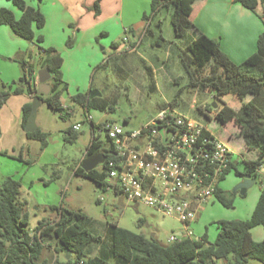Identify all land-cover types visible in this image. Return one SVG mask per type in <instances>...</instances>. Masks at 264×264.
<instances>
[{"label": "rangeland", "instance_id": "obj_1", "mask_svg": "<svg viewBox=\"0 0 264 264\" xmlns=\"http://www.w3.org/2000/svg\"><path fill=\"white\" fill-rule=\"evenodd\" d=\"M142 2H146V8ZM144 13L149 16L146 22L150 32L143 38L141 47L137 51L115 54L109 45L105 52H101L104 53V59L91 70V74L89 73L95 90L105 97H116L112 110L101 111L91 108L87 111L78 104H75L74 108L71 107L70 112L67 109L53 110L45 101L50 94L39 92L37 86L34 95L42 97L43 100L41 99L37 110L36 124L48 134L46 147H42L40 140L27 135L25 127L19 123L22 114L15 103L2 111L0 186L7 177L20 181L21 199L26 201L30 212L31 230L40 220L56 218V211L51 210L52 206H63L82 212L85 218L78 223L100 236L106 234L109 223H116L120 227L142 233L150 239H156L162 244H168L170 236L182 229V223L177 217L165 216L144 204L136 205L114 191L107 192L105 198L100 200L103 190L97 187L93 180L75 173L84 160L92 139L86 115H90L94 123L112 120L127 130H134L156 118L162 109L175 101L174 107L179 113L209 123L217 135L228 137L232 134L234 141L229 145L237 154L238 170H244L242 157L249 160L256 156L254 152L247 151L243 140L236 136V129L230 123L222 125L215 117L216 109L212 104L217 102L222 105L221 100L216 99L211 91H203L189 85L190 76L183 66L180 55L191 39L189 34L184 38L175 36L172 23L173 7H164L157 15L151 17V0H141L139 11L128 10L126 7L124 12L126 23L131 21L133 28L136 27L137 23L143 22ZM117 41L123 43L119 38ZM158 42H161L160 45ZM39 46L42 44L34 46L33 57L36 61L43 57L38 50ZM99 48L101 49V46ZM153 53L161 59L156 58L152 62L150 55ZM150 65L156 67L164 65L165 68L159 73V88L153 91L150 86L156 78L148 69L151 68ZM38 71L40 69L36 68V79ZM223 99L228 102L231 96H225ZM71 103L69 100L67 106ZM207 105L212 107L211 120L199 110L200 107ZM78 122L81 123V128L76 131V138L66 140V131L72 129ZM20 155L22 159H19ZM263 181L264 172L255 177L254 185L242 195L239 190L234 191L238 183L237 176L235 170L230 171L221 181L220 187L234 198L233 206L225 207L216 198L203 203L197 221L190 227L193 237L196 239L207 234L208 240L214 242L219 232L217 227L219 221L248 219L259 200ZM140 219H145V223L140 224ZM44 242L47 256L44 258L52 260L57 256L56 238H46ZM98 248V243L91 244L88 256L96 254ZM59 257L64 259L65 255L59 253ZM225 262L219 260L218 264ZM247 264L264 263L250 259Z\"/></svg>", "mask_w": 264, "mask_h": 264}, {"label": "trees", "instance_id": "obj_2", "mask_svg": "<svg viewBox=\"0 0 264 264\" xmlns=\"http://www.w3.org/2000/svg\"><path fill=\"white\" fill-rule=\"evenodd\" d=\"M191 1L152 0L151 17L164 7H173L175 36L184 38L193 25L188 7ZM236 1L255 12L260 4H264V0ZM12 2L22 11L21 16L17 17L12 9L0 7V25H9L17 35L32 41L35 38L34 28L41 29L45 25L44 14L25 0ZM261 16L264 18L263 14ZM148 18L145 16L146 20ZM38 39L40 42L41 38ZM39 47L44 53L42 66L51 73V92L45 101L53 110L62 111L65 108L61 95L67 88V83L62 79L63 57L53 47ZM180 58L190 76L189 85L211 91L216 99L221 100L222 105L218 104L215 108L216 118L222 125L230 123L245 147L258 152L256 159H242L244 172L237 169V162L231 164L227 174L235 170L237 176L251 174L256 177L258 169L264 164V32L259 37L258 50L241 64H236L222 52L217 39L204 34L189 42ZM21 66L23 75L19 81L4 84L0 89V111L11 94L27 92L33 95L37 91L36 84H32L28 76L31 66L25 61H21ZM148 69L152 73V68ZM91 94L79 93L73 100L87 111L91 108L112 110L117 100L116 97ZM225 96H231V100L224 101ZM175 103L173 101L170 105L174 106ZM31 108V102L23 106V126L26 125ZM209 108L212 109L211 105ZM199 110L204 113L202 107ZM27 135L40 140L42 147L48 144V134L40 128ZM76 136L77 133L69 129L66 140H74ZM101 145L102 142L92 136L86 154L99 152ZM19 159H22V155ZM75 173L93 180L101 189L105 186L104 171L95 168L87 172L80 165ZM216 198L225 207L230 208L234 204V198L220 187L216 191ZM51 210L56 211V218L40 220L31 230L30 212L26 201L21 199L20 181L13 177L4 180L0 186V264H218L219 260H225V264H247L250 259L264 262V239L255 241L251 234L253 227H264V181L251 217L219 221V232L214 242H210L207 234H204L196 239L182 237L178 241L162 244L116 223H109L106 234L100 236L81 227L78 221L85 218L82 212L63 206H52ZM144 223L145 219H140V224ZM46 238H56L57 241V256L52 261L43 258ZM93 243L99 244L98 251L88 256ZM59 253H63L65 258L61 259Z\"/></svg>", "mask_w": 264, "mask_h": 264}, {"label": "crops", "instance_id": "obj_3", "mask_svg": "<svg viewBox=\"0 0 264 264\" xmlns=\"http://www.w3.org/2000/svg\"><path fill=\"white\" fill-rule=\"evenodd\" d=\"M25 1L28 5L38 8L44 14L45 25L41 29L34 28L35 38L32 41L17 35L9 25H0V89H2L4 84L8 85V83L16 82L21 78L23 75L21 61H25L28 66H31L33 71L28 76L32 84H36L37 87L36 68L40 69V71L45 68L42 66V58L37 61L34 60V46L42 44L44 49L53 47L63 57L62 79L67 83V88L61 95V101L63 106L68 107L67 110L69 112L71 107L74 108L75 104H78L73 100L75 95L95 91L93 83L89 79V73L104 59V53L101 54L102 51L105 52L110 45L114 49L115 54H119L126 52V46L135 42L138 44L139 49L143 43V38H145L147 32H150V27H148L145 19L146 13L143 14V22L137 23L134 28L131 21L126 23L125 20L124 12L126 7L128 10L139 11L141 0ZM142 5L146 8V2H142ZM0 7L12 9L17 17L22 14V11L12 0H0ZM188 7L189 16L193 23L188 30L189 32H187L191 41L200 34L217 39L222 52L236 64L243 63L258 50V40L264 32V18L261 16L262 14L264 15V4L258 6L257 12L245 7L236 0H192ZM147 28L149 31H147ZM126 32H128L129 36L128 43L124 41ZM39 37L41 38L40 42ZM118 38L123 43H119L117 41ZM100 46L101 49L99 48ZM38 50L40 54L44 55L40 47ZM156 58L161 59L156 53L150 55L152 62ZM151 68L156 81L151 84L150 89L156 90L159 88L160 70L165 68L164 65L160 67L153 65ZM34 97V94L30 95L27 92L11 94L1 109L0 115L6 107L15 103L21 111L22 116L19 123L23 126V106L29 102L32 103ZM69 100L72 103L67 106ZM214 115L216 117V111ZM86 121L88 120L86 119ZM108 121L112 120L94 123L91 117V121L88 122L92 131L93 124H103ZM74 126L72 130H74ZM68 131L69 129L66 134ZM219 137L228 144L234 141L232 134H229L228 137L222 135ZM247 151L255 153L256 156L252 159L258 157L257 151L248 149ZM88 156L85 154L84 159ZM263 170L264 164L258 169V174L264 172ZM240 180L241 178L237 176V182ZM217 201L219 200L217 199ZM190 227L191 225L188 226V230H191ZM260 227L263 226L257 225L251 229V234L255 241L264 239V227ZM186 230L187 227L182 224V229L177 234L184 233ZM45 251L46 249L43 252V258L47 257Z\"/></svg>", "mask_w": 264, "mask_h": 264}, {"label": "built area", "instance_id": "obj_4", "mask_svg": "<svg viewBox=\"0 0 264 264\" xmlns=\"http://www.w3.org/2000/svg\"><path fill=\"white\" fill-rule=\"evenodd\" d=\"M128 40L126 32L124 41ZM125 50L137 51L138 44L131 43ZM202 110L211 120L209 105ZM86 119L91 121L90 116ZM80 128L81 123L74 126ZM92 136L102 142L98 153L105 156L96 167L106 173L100 200L114 191L136 205L177 217L187 230L173 233L169 242L193 238L188 226L197 219L198 209L216 198L223 176L238 162L236 152L209 123L183 115L170 104L138 129L108 121L93 124Z\"/></svg>", "mask_w": 264, "mask_h": 264}, {"label": "water", "instance_id": "obj_5", "mask_svg": "<svg viewBox=\"0 0 264 264\" xmlns=\"http://www.w3.org/2000/svg\"><path fill=\"white\" fill-rule=\"evenodd\" d=\"M38 91L44 94H50L51 92V86L48 83V81L51 79V73L48 68H45L44 70L39 71L38 73ZM101 96V93L99 91H93L91 96ZM41 104V97L35 96L32 101V108L30 115L27 119L26 125H25V131L27 133L35 132L38 129V126L36 124V116H37V110ZM212 106L214 108L218 107L217 102H213ZM105 156L101 153H96L94 156H88L86 157L82 163L81 167L89 172L93 169H95L100 163L104 162ZM244 172V170H243ZM241 180L237 183V185L234 188V191L239 190L242 195H245L247 190L252 187L255 183V178L252 177L251 174L239 176Z\"/></svg>", "mask_w": 264, "mask_h": 264}, {"label": "flooded vegetation", "instance_id": "obj_6", "mask_svg": "<svg viewBox=\"0 0 264 264\" xmlns=\"http://www.w3.org/2000/svg\"><path fill=\"white\" fill-rule=\"evenodd\" d=\"M96 154V153H95ZM95 154H91V155H89V156H94Z\"/></svg>", "mask_w": 264, "mask_h": 264}]
</instances>
